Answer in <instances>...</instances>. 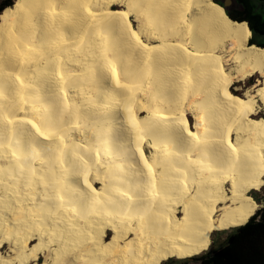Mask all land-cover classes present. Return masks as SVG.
Segmentation results:
<instances>
[{
    "label": "bare ground",
    "instance_id": "6f19581e",
    "mask_svg": "<svg viewBox=\"0 0 264 264\" xmlns=\"http://www.w3.org/2000/svg\"><path fill=\"white\" fill-rule=\"evenodd\" d=\"M250 36L213 0L6 7L0 264H162L248 222L264 185Z\"/></svg>",
    "mask_w": 264,
    "mask_h": 264
},
{
    "label": "trees",
    "instance_id": "16d2710c",
    "mask_svg": "<svg viewBox=\"0 0 264 264\" xmlns=\"http://www.w3.org/2000/svg\"><path fill=\"white\" fill-rule=\"evenodd\" d=\"M215 1L233 20L248 22L250 44L264 47V0H233L229 7L223 0ZM11 4H3L0 11ZM212 239L210 249L197 257L202 264H264V206L248 222L229 231L222 241L214 236Z\"/></svg>",
    "mask_w": 264,
    "mask_h": 264
},
{
    "label": "rangeland",
    "instance_id": "374dc122",
    "mask_svg": "<svg viewBox=\"0 0 264 264\" xmlns=\"http://www.w3.org/2000/svg\"><path fill=\"white\" fill-rule=\"evenodd\" d=\"M215 1V0H213ZM12 3L11 5L9 6H12L15 2V0H0V7L3 5V4H7V3ZM216 2V1H215ZM8 7V6H7ZM6 8V7H5ZM3 8L1 11H0V14L3 12V10L5 9ZM232 19V18H231ZM238 21V20H237ZM242 22V21H240ZM247 22V21H246ZM248 23V22H247ZM252 37V33H251V36L250 38ZM250 38H249V43H250ZM257 45V44H256ZM259 46V45H258ZM262 47V46H260ZM260 75L257 73L251 77H249L246 81L245 80H241V81H236L232 87V90L235 94L237 95H241L243 96L244 92L246 91V89L248 87H251L253 86L255 83H257L258 79H260ZM261 112H264L263 110H261ZM255 116H261L259 113ZM189 120H190V124L193 126L195 120H194V117L193 115H189ZM250 194L255 198V200L259 203L260 207L257 209V211L259 209H261L263 206H264V185L261 187V189H253L252 192H250ZM259 199V200H257ZM256 211V212H257ZM234 228V227H233ZM233 228L231 229H226V230H223V231H215L213 232L212 234V237L214 236L215 238H218L219 241L223 240L229 231H231ZM213 240V239H212ZM212 243V242H211ZM211 245V244H210ZM211 246H209V248L207 250L210 249ZM205 250V251H207ZM204 251V252H205ZM203 252V253H204ZM201 253V254H203ZM200 254V255H201ZM199 255L197 256H194V257H191V258H186V259H180V258H176V257H172L166 261H164L162 264H202L200 260H198Z\"/></svg>",
    "mask_w": 264,
    "mask_h": 264
},
{
    "label": "water",
    "instance_id": "95a60500",
    "mask_svg": "<svg viewBox=\"0 0 264 264\" xmlns=\"http://www.w3.org/2000/svg\"><path fill=\"white\" fill-rule=\"evenodd\" d=\"M223 2H224V6L229 7L232 5L233 0H223Z\"/></svg>",
    "mask_w": 264,
    "mask_h": 264
}]
</instances>
